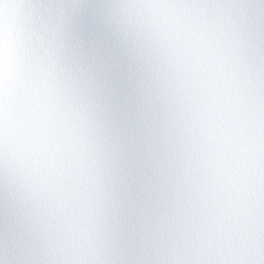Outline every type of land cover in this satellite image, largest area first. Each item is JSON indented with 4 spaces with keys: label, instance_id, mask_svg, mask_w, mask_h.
I'll list each match as a JSON object with an SVG mask.
<instances>
[{
    "label": "snow or ice",
    "instance_id": "snow-or-ice-1",
    "mask_svg": "<svg viewBox=\"0 0 264 264\" xmlns=\"http://www.w3.org/2000/svg\"><path fill=\"white\" fill-rule=\"evenodd\" d=\"M0 264H264V0H0Z\"/></svg>",
    "mask_w": 264,
    "mask_h": 264
}]
</instances>
